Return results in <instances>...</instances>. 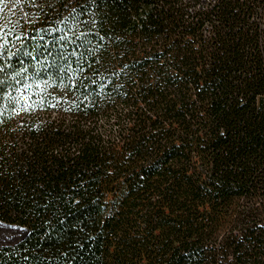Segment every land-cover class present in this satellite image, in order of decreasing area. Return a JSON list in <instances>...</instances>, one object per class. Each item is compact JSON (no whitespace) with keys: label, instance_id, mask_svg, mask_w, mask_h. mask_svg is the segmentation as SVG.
I'll use <instances>...</instances> for the list:
<instances>
[{"label":"trees","instance_id":"obj_1","mask_svg":"<svg viewBox=\"0 0 264 264\" xmlns=\"http://www.w3.org/2000/svg\"><path fill=\"white\" fill-rule=\"evenodd\" d=\"M11 2L0 264H264V0Z\"/></svg>","mask_w":264,"mask_h":264},{"label":"snow or ice","instance_id":"obj_2","mask_svg":"<svg viewBox=\"0 0 264 264\" xmlns=\"http://www.w3.org/2000/svg\"><path fill=\"white\" fill-rule=\"evenodd\" d=\"M4 2H5V0H0V3H4ZM19 3H20V0H15V2L12 3V7L15 8ZM29 6L33 7V8H42V5L36 3V0H30ZM48 6L52 7L51 4H48ZM9 10H11V9H9ZM0 11H3V10L0 9ZM74 11H75V9H73V12ZM69 20H71L74 24L81 23L78 19H76L75 17H73L71 15L68 17H65L63 20L59 21V23H62L66 27H68L69 31H71V27L69 25ZM29 23H31V21H29ZM4 27L7 28V27H9V25L5 24ZM0 31H2V29H0ZM11 34H12L11 31L7 33V35H11ZM25 35H26V33H25ZM67 36H68V33L66 32L64 36L60 37V39L66 40ZM16 39H17V42L19 44H21V45L24 44V41L22 39H20V37H16ZM72 43H75V41H72ZM8 44H9L8 40L0 38V56H4L5 52H7V55L4 56L6 61L10 62L13 58L18 59L20 55L32 57L33 60L36 59V57L33 56V51H37L39 48V45H37L36 48L33 49V51H27L25 49H21L18 51H7V45ZM41 55H43V54H41ZM70 55H75V53H71ZM46 58L47 57H45V59ZM60 58L63 59V56H61ZM20 63H21V68H20L19 72H15L14 75L21 76L22 79L28 80L29 78L27 76L22 75L23 73L28 71V69L23 66V63H24L23 61H20ZM37 63H39V61H37ZM6 71H7V63L4 65H0V73L6 74ZM81 71H83L82 68H81ZM40 76H41V74H39V73L36 74L35 81L27 83V84H21V80H16L15 84L17 86L14 88V91H15V93H17V95L16 96H10L8 91L3 90L4 85H5V81L7 79V77L5 75L4 79H0V96L8 98L10 102H12L16 105H20L19 111H27L29 109H33L37 106V104H39L40 106H43L46 103L43 95H41L39 101L33 99L34 95H36V94H46V89L49 85V82L47 80H42L40 78ZM68 79L70 80L71 78H68ZM41 84L44 85V88L41 87ZM60 86L65 87L64 78L60 79ZM7 87L9 89H12L13 85L11 83H8ZM22 89H23V91H22ZM33 89H35V91H32ZM53 99H55V97H53ZM85 99H87V97H85ZM49 106H55V105L50 104ZM12 112H13V114H19L17 108H12Z\"/></svg>","mask_w":264,"mask_h":264},{"label":"rangeland","instance_id":"obj_3","mask_svg":"<svg viewBox=\"0 0 264 264\" xmlns=\"http://www.w3.org/2000/svg\"><path fill=\"white\" fill-rule=\"evenodd\" d=\"M13 2H15V0H12V2L7 7L8 13L14 12L15 9L18 7V6H16L15 8H13L12 7ZM9 9H11V10H9ZM21 235H22L21 232H17V231L9 232V231H5L2 228H0V243L13 241V240L19 238Z\"/></svg>","mask_w":264,"mask_h":264},{"label":"water","instance_id":"obj_4","mask_svg":"<svg viewBox=\"0 0 264 264\" xmlns=\"http://www.w3.org/2000/svg\"><path fill=\"white\" fill-rule=\"evenodd\" d=\"M0 228H2L5 231H9V232H14V231L21 232L22 234L25 233V231H26L25 228H17L14 225L10 226V225H7L3 222H0Z\"/></svg>","mask_w":264,"mask_h":264}]
</instances>
